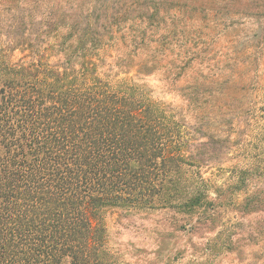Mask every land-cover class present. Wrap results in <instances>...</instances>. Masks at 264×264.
I'll list each match as a JSON object with an SVG mask.
<instances>
[{
  "label": "trees",
  "instance_id": "obj_1",
  "mask_svg": "<svg viewBox=\"0 0 264 264\" xmlns=\"http://www.w3.org/2000/svg\"><path fill=\"white\" fill-rule=\"evenodd\" d=\"M96 1L38 21L0 2V264H113L109 211H172L188 232L264 212V166L223 168L234 129L227 78L207 63L217 24L181 0L174 14L127 0L108 17Z\"/></svg>",
  "mask_w": 264,
  "mask_h": 264
},
{
  "label": "rangeland",
  "instance_id": "obj_2",
  "mask_svg": "<svg viewBox=\"0 0 264 264\" xmlns=\"http://www.w3.org/2000/svg\"><path fill=\"white\" fill-rule=\"evenodd\" d=\"M7 0H0L4 2ZM75 0H21L25 19L32 14L38 21L67 2ZM77 3L85 0H76ZM95 1V0H94ZM98 1V0H97ZM96 1V2H97ZM167 13L177 11L179 0H167ZM96 15L108 17L120 11L127 0H104ZM188 7L207 14L217 27L209 42L211 54L203 65L213 68L218 82L226 79V97L232 104L228 118L234 129L231 150L223 168L233 163L264 166V0H181ZM65 7V8H64ZM52 9V10H51ZM205 10V11H201ZM201 11V12H200ZM121 12V11H120ZM4 14L0 11V19ZM201 47V45H198ZM206 48V47H205ZM21 57L14 52L15 61ZM224 73H228L225 77ZM147 84L155 97L174 105L181 100L162 88L158 79ZM222 118L217 115L216 124ZM218 174L216 168L205 167L203 177ZM256 185L264 181L256 179ZM172 211H109L105 215L106 247L113 264H264V212L227 213L222 223L188 232L180 228ZM222 232V234H221ZM221 234V235H220ZM220 236V237H219ZM219 237V238H218ZM218 238V239H217ZM231 242L229 249L212 248L213 244Z\"/></svg>",
  "mask_w": 264,
  "mask_h": 264
}]
</instances>
